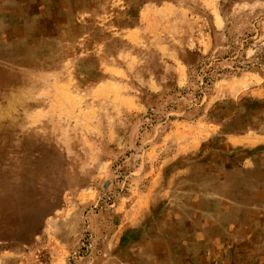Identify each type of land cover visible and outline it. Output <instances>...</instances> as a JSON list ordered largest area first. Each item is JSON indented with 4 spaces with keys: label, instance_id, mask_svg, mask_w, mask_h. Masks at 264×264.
<instances>
[{
    "label": "rangeland",
    "instance_id": "rangeland-1",
    "mask_svg": "<svg viewBox=\"0 0 264 264\" xmlns=\"http://www.w3.org/2000/svg\"><path fill=\"white\" fill-rule=\"evenodd\" d=\"M42 213L0 264H264V0H0V219Z\"/></svg>",
    "mask_w": 264,
    "mask_h": 264
},
{
    "label": "trees",
    "instance_id": "trees-1",
    "mask_svg": "<svg viewBox=\"0 0 264 264\" xmlns=\"http://www.w3.org/2000/svg\"><path fill=\"white\" fill-rule=\"evenodd\" d=\"M189 68L190 78L193 77V73L200 74L199 66L195 64L194 60L185 61ZM211 68L205 70L206 74L209 75ZM208 77H203L204 83H206ZM43 213L38 217H34L30 222L22 224L21 222L9 221L3 222V219H0V242L6 246H13L21 242H27L32 235L37 234L41 229L40 220Z\"/></svg>",
    "mask_w": 264,
    "mask_h": 264
}]
</instances>
